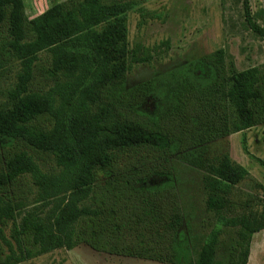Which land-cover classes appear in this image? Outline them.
Returning <instances> with one entry per match:
<instances>
[{"label":"trees","instance_id":"16d2710c","mask_svg":"<svg viewBox=\"0 0 264 264\" xmlns=\"http://www.w3.org/2000/svg\"><path fill=\"white\" fill-rule=\"evenodd\" d=\"M144 2L63 0L29 18L23 0H0V74L18 66L0 99V264L80 244L162 264H246L264 186L240 188L248 170L206 148L264 123V69L228 75L217 49L127 86L129 63L149 58L127 39L128 12ZM243 14L264 39L248 0ZM148 97L169 106L149 113ZM175 157L201 171L199 245L178 238ZM156 176L166 180L148 185Z\"/></svg>","mask_w":264,"mask_h":264},{"label":"rangeland","instance_id":"374dc122","mask_svg":"<svg viewBox=\"0 0 264 264\" xmlns=\"http://www.w3.org/2000/svg\"><path fill=\"white\" fill-rule=\"evenodd\" d=\"M63 0H23L26 14L34 18L50 5ZM253 19L264 27V0H248ZM143 10L128 12V44L146 62L129 63L126 85L133 86L206 53L223 49L227 74L250 69H264V39L253 34L245 23L243 0H145ZM143 13V15H142ZM11 72L0 74V99L15 80L17 64ZM170 101L148 97L143 109L149 113L166 109ZM228 152L245 167L250 179L241 183L250 190L253 182L264 186V123L207 144L206 156ZM174 177L180 196L184 222L179 239H193L198 245L209 230L203 225L199 205L201 171L173 159ZM165 178L156 176L148 185H159ZM260 193V192H259ZM233 234V230H228ZM18 264H162L152 260L110 255L84 244L72 249L59 248ZM246 264H264V230L252 235Z\"/></svg>","mask_w":264,"mask_h":264}]
</instances>
